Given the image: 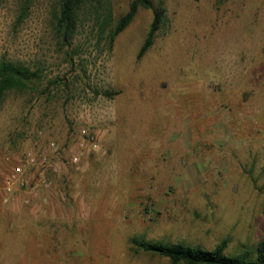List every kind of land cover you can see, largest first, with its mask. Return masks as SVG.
Masks as SVG:
<instances>
[{"label": "rangeland", "instance_id": "obj_1", "mask_svg": "<svg viewBox=\"0 0 264 264\" xmlns=\"http://www.w3.org/2000/svg\"><path fill=\"white\" fill-rule=\"evenodd\" d=\"M59 1L0 0V59L42 75L0 107V264H172L135 252L133 236L206 249L227 239V255L255 257L264 0H153L165 16L141 58L152 9L111 48L101 22L132 0H97L62 46Z\"/></svg>", "mask_w": 264, "mask_h": 264}, {"label": "trees", "instance_id": "obj_2", "mask_svg": "<svg viewBox=\"0 0 264 264\" xmlns=\"http://www.w3.org/2000/svg\"><path fill=\"white\" fill-rule=\"evenodd\" d=\"M32 0H25L28 5ZM97 0H60L55 11L54 32L65 46L76 38L82 24L81 12L88 4ZM152 9L154 18L147 36L138 52V58L143 57L153 45L165 16V7L160 3L156 6L153 0H132L128 11L117 21H113L110 13L101 22V31H107V39L112 48L116 37L123 32L135 19L140 8ZM99 19V18H98ZM42 78L41 72L22 62L0 59V107L8 93H27L33 89L34 82ZM119 91H106V95H114ZM130 244L135 252H149L166 257L172 264H264V237L256 247V256L249 251L235 255H227L225 250L228 240H221L213 249L188 243H169L160 240H150L142 236L130 238Z\"/></svg>", "mask_w": 264, "mask_h": 264}, {"label": "built area", "instance_id": "obj_3", "mask_svg": "<svg viewBox=\"0 0 264 264\" xmlns=\"http://www.w3.org/2000/svg\"><path fill=\"white\" fill-rule=\"evenodd\" d=\"M27 160L30 161H34V158L31 157V154H28L27 156ZM77 160V158L75 159ZM22 166L18 165L16 166V168L12 171V173L9 175L6 184H7V189L11 190L12 189V184L13 182L17 179V177L22 173Z\"/></svg>", "mask_w": 264, "mask_h": 264}]
</instances>
